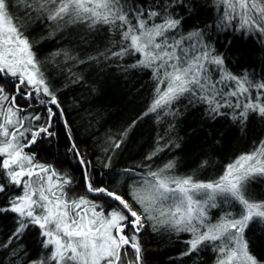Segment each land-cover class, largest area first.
<instances>
[{
	"label": "snow or ice",
	"instance_id": "6c2138e0",
	"mask_svg": "<svg viewBox=\"0 0 264 264\" xmlns=\"http://www.w3.org/2000/svg\"><path fill=\"white\" fill-rule=\"evenodd\" d=\"M214 3L217 29L256 34L264 41V0ZM194 7L190 0H0V196L6 200L0 214H14L17 225L0 241L8 264H146L140 235L145 228L187 233L181 257L209 249L215 253L214 264H264L245 239L250 224L264 222V200L250 191L252 181L264 177V140L227 163L215 179L176 175L170 161L137 174L126 197L94 179L93 162L72 139L57 89L28 34L31 21L50 26L48 37L82 25L84 43L90 33H110V46L96 55L63 50L52 56L62 55L73 66L135 57L129 67L149 70L155 81L144 115H173V105L187 99L204 105L212 119L231 115L241 126L250 114L264 119V78L231 72L205 29L182 31V10L190 13ZM57 121L67 130L69 151L82 171L83 194H77L70 174L36 159L33 146L56 136ZM121 142L109 146L105 168ZM164 146L145 159L152 160ZM95 198H107L112 206ZM217 208L220 213L214 214ZM32 228L40 236L41 252L35 257L19 243Z\"/></svg>",
	"mask_w": 264,
	"mask_h": 264
},
{
	"label": "trees",
	"instance_id": "16d2710c",
	"mask_svg": "<svg viewBox=\"0 0 264 264\" xmlns=\"http://www.w3.org/2000/svg\"><path fill=\"white\" fill-rule=\"evenodd\" d=\"M190 3L195 7L190 13L182 10V31L205 29L216 50L226 56L231 72L237 75L247 73L257 81L264 78V42L256 34L217 29L219 13L215 10L214 0H190ZM51 31L52 28L43 21H31L28 34L36 43L37 55L46 63L50 82L57 89L71 137L93 162L94 179L102 181L104 186L127 197L133 180L139 178L137 174L163 167L170 161L175 164L173 171L176 175H192L199 180L215 179L227 163L264 140V119L259 116L250 114L247 123L241 126L231 115L212 119L204 105L190 104L187 99L173 105V115L159 119L155 113L144 115L154 96L155 81L149 70L129 67L135 57L122 60L101 58L99 63L89 61L73 66V62L65 61L62 55L52 56L63 50L83 57L96 55L110 46V33L103 29L90 33L88 43H84L82 25H70L48 37L47 33ZM76 76L81 77L78 82ZM5 87L9 85L5 84ZM19 103L25 104L26 101L20 100ZM225 111L231 112L230 109ZM130 125L133 126L129 128ZM126 129L127 135L123 136ZM54 130L55 137L33 146L36 159L52 165L59 172L70 174L75 179L77 194H83V174L69 151L67 130L60 121L56 122ZM118 139L122 141L121 146L111 151V166L105 168L103 161L109 154V146ZM165 144L152 160L145 159ZM125 169L135 171L129 173ZM97 173L99 175H95ZM250 191L257 200H264V177L253 180ZM95 199L106 208L112 206L107 198ZM4 204L6 200L0 196V206ZM212 212L220 213V209ZM16 226L14 214H0V241L7 240ZM140 235L146 264L215 262V253L209 249L198 256L181 257L187 248L184 243L189 238L187 233L177 235L164 229L145 228ZM245 239L252 254L264 262V222L250 224ZM19 243L34 257L41 252L36 228L26 231ZM0 259L8 264L2 251Z\"/></svg>",
	"mask_w": 264,
	"mask_h": 264
},
{
	"label": "rangeland",
	"instance_id": "374dc122",
	"mask_svg": "<svg viewBox=\"0 0 264 264\" xmlns=\"http://www.w3.org/2000/svg\"><path fill=\"white\" fill-rule=\"evenodd\" d=\"M264 42V41H263ZM38 230V232H39V229H37Z\"/></svg>",
	"mask_w": 264,
	"mask_h": 264
}]
</instances>
